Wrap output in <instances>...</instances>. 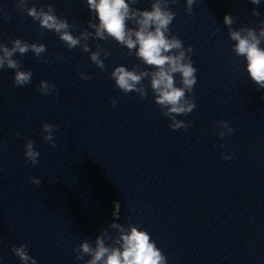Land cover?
Segmentation results:
<instances>
[{
	"label": "clouds",
	"instance_id": "clouds-1",
	"mask_svg": "<svg viewBox=\"0 0 264 264\" xmlns=\"http://www.w3.org/2000/svg\"><path fill=\"white\" fill-rule=\"evenodd\" d=\"M176 2L177 0H152L150 9L141 10L133 7L138 0H86L88 9L95 17L89 20L88 28L94 31L86 28L80 31L79 35H73L75 26L70 25L66 19L59 18L50 3L46 8L39 9L35 6L29 7L30 0H16V5L20 11L26 12L33 21L38 22L41 29L54 31L68 49L79 47L82 52L90 53L89 59L101 70L105 69L104 59L110 53L99 44L95 51H90L87 43L90 39L104 41L111 38L126 47L129 54L134 50L135 56L145 67L138 70V66H133L129 70L124 65H119L113 68L110 77L119 90L124 93L135 92L142 99L147 96L143 81L149 80L154 102L160 107L161 114L171 121L170 127L175 131L189 126L184 120L177 119V116H186L195 109V97L191 93L197 83V68L193 66L191 59L193 48L190 45L185 48L183 41L169 30L176 16L169 5ZM195 2L196 0H186V13H192ZM249 2L259 5L261 0ZM251 11L253 16L260 15L257 8ZM97 19L98 23L95 22ZM237 19L231 14H226L223 21L228 28L229 38L235 42L232 46L233 52L236 56L245 58L250 79L258 89H264V48L261 47L264 42V21L260 22L258 30L243 26L233 29ZM129 23L134 26L129 27ZM29 51L36 57H41L46 51V46L42 43H28L19 38L11 41V47L0 42V69L6 66L14 70L15 86L22 87L31 82L32 71L22 70L21 62L14 58L17 53L23 56ZM102 54L104 59L101 58ZM57 59L61 57L57 55ZM42 62L48 63L46 60ZM79 75L81 79H91V76L84 72ZM176 75L180 77L179 86L176 83ZM38 90L42 95H48L50 92L59 95L55 84L45 80L40 81ZM111 103L115 106L116 100L112 99ZM217 124L220 126V137L230 135L234 131L227 121L220 120ZM56 127L49 123L42 125L43 139L53 147V131ZM39 156L40 153L34 149V142L29 139L25 144V162L36 165ZM223 159L229 160L232 157L226 155ZM30 182L34 185L41 184L37 177H31ZM112 215L115 219L108 227L115 230V233L103 229L95 237L94 244L88 240L81 241L79 246L73 249L78 260H83L87 255L90 259L86 260L85 264H167V257L146 230L131 223L125 227L115 222L120 216L119 201H114ZM12 252L20 259L21 264H37L23 244L13 247Z\"/></svg>",
	"mask_w": 264,
	"mask_h": 264
}]
</instances>
